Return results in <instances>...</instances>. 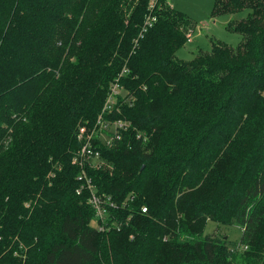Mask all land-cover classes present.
<instances>
[{
    "label": "trees",
    "instance_id": "16d2710c",
    "mask_svg": "<svg viewBox=\"0 0 264 264\" xmlns=\"http://www.w3.org/2000/svg\"><path fill=\"white\" fill-rule=\"evenodd\" d=\"M244 10L241 43L185 62L197 25L168 0H0V264H264V0L212 15ZM117 78L133 102L106 118L130 125L87 172L117 206L101 231L71 158Z\"/></svg>",
    "mask_w": 264,
    "mask_h": 264
},
{
    "label": "built area",
    "instance_id": "2783aa9c",
    "mask_svg": "<svg viewBox=\"0 0 264 264\" xmlns=\"http://www.w3.org/2000/svg\"><path fill=\"white\" fill-rule=\"evenodd\" d=\"M152 3L149 8L151 9ZM154 18L147 15L143 23V31L148 26H151ZM125 72L124 70H122ZM122 72V73H123ZM119 77L121 76V74ZM110 88L101 113L97 116L95 124L91 128H86L85 125H79L76 130V138L79 142V148L74 151L71 162L78 167L77 179L81 182L77 192L80 189H85L88 193L87 203L93 207L94 216L92 218L94 226L98 230H105L106 228H117V223L112 219L111 209L117 208L116 204L107 195L100 196L96 192V188L92 182V178L88 176L89 170H103L104 168H111V164L101 155V149L110 148L111 145L120 139L122 131L129 128V121L118 119H107V115L111 112H118L119 105L132 104V97L128 96L127 90L116 81L110 83ZM135 197V194L132 196ZM142 212H146V208H142ZM108 224V225H107ZM241 248L246 249L245 245ZM233 250V249H231Z\"/></svg>",
    "mask_w": 264,
    "mask_h": 264
},
{
    "label": "rangeland",
    "instance_id": "374dc122",
    "mask_svg": "<svg viewBox=\"0 0 264 264\" xmlns=\"http://www.w3.org/2000/svg\"><path fill=\"white\" fill-rule=\"evenodd\" d=\"M215 0H168L170 6L183 12L197 26L188 37V41L175 52L181 61H191L197 52L210 51L211 40L223 42L229 47L235 48L243 40L241 34L233 33L226 29L227 22L245 17L247 10L233 15L213 16ZM94 224L93 220L91 221ZM203 234H215L227 239L228 247L241 254V248L237 242L241 237V228L236 225H219L214 221H208Z\"/></svg>",
    "mask_w": 264,
    "mask_h": 264
},
{
    "label": "bare ground",
    "instance_id": "6f19581e",
    "mask_svg": "<svg viewBox=\"0 0 264 264\" xmlns=\"http://www.w3.org/2000/svg\"><path fill=\"white\" fill-rule=\"evenodd\" d=\"M119 82V81H118Z\"/></svg>",
    "mask_w": 264,
    "mask_h": 264
}]
</instances>
